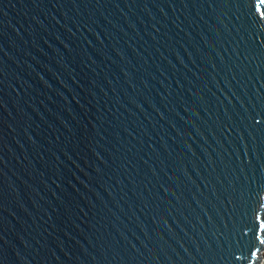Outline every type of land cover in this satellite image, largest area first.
<instances>
[{"label":"water","instance_id":"water-1","mask_svg":"<svg viewBox=\"0 0 264 264\" xmlns=\"http://www.w3.org/2000/svg\"><path fill=\"white\" fill-rule=\"evenodd\" d=\"M264 0H0V264H258Z\"/></svg>","mask_w":264,"mask_h":264},{"label":"rangeland","instance_id":"rangeland-1","mask_svg":"<svg viewBox=\"0 0 264 264\" xmlns=\"http://www.w3.org/2000/svg\"><path fill=\"white\" fill-rule=\"evenodd\" d=\"M262 258L260 259V262L258 264H264V249L262 250Z\"/></svg>","mask_w":264,"mask_h":264}]
</instances>
